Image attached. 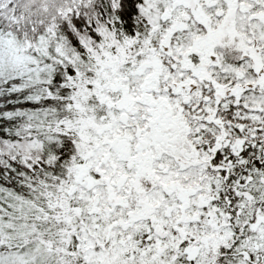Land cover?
I'll use <instances>...</instances> for the list:
<instances>
[{
    "label": "snow or ice",
    "instance_id": "obj_1",
    "mask_svg": "<svg viewBox=\"0 0 264 264\" xmlns=\"http://www.w3.org/2000/svg\"><path fill=\"white\" fill-rule=\"evenodd\" d=\"M0 264H264V0H0Z\"/></svg>",
    "mask_w": 264,
    "mask_h": 264
}]
</instances>
